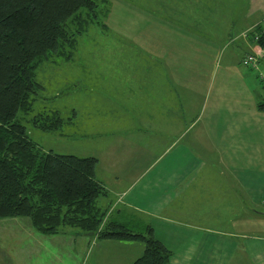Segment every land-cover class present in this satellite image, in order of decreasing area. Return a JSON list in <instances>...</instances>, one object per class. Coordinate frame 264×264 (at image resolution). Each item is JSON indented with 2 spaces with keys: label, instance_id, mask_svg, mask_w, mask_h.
Segmentation results:
<instances>
[{
  "label": "crops",
  "instance_id": "1",
  "mask_svg": "<svg viewBox=\"0 0 264 264\" xmlns=\"http://www.w3.org/2000/svg\"><path fill=\"white\" fill-rule=\"evenodd\" d=\"M117 1L105 0L108 23ZM198 1L129 0V17L143 20L139 38L108 25L130 42H107L79 61V136L90 137L105 217L148 223L168 264H264V111L255 107L264 92L236 58L223 57L230 41L260 60L241 34L264 27V0H216L212 23ZM229 10L237 22L230 31ZM1 227L13 246L0 263L52 264L50 250H36L45 236L26 218H0ZM79 242V264H131L143 248L138 239L89 233Z\"/></svg>",
  "mask_w": 264,
  "mask_h": 264
},
{
  "label": "trees",
  "instance_id": "2",
  "mask_svg": "<svg viewBox=\"0 0 264 264\" xmlns=\"http://www.w3.org/2000/svg\"><path fill=\"white\" fill-rule=\"evenodd\" d=\"M100 2L106 4L0 0V218L24 217L45 235L69 227L97 238L138 239L143 248L131 264H168L169 250L148 223L130 227L105 217V209L97 204L105 191L95 178L96 157L43 149L16 117L33 111L39 99L42 86L36 68L72 56L76 36L97 22ZM251 37L264 55V27H254ZM255 107L264 111V97ZM67 119L56 109L39 106L28 120L32 128L52 132Z\"/></svg>",
  "mask_w": 264,
  "mask_h": 264
},
{
  "label": "rangeland",
  "instance_id": "3",
  "mask_svg": "<svg viewBox=\"0 0 264 264\" xmlns=\"http://www.w3.org/2000/svg\"><path fill=\"white\" fill-rule=\"evenodd\" d=\"M132 2L140 3V0H132ZM198 3L202 7L204 5V8L208 7L205 10V13H207L208 17L206 18V21L210 20L209 23H212L214 22V20H219V14L217 13L219 9V1L217 2L216 0H199ZM231 4L232 3L229 2V7L231 6ZM100 5L102 6L100 7L101 11L99 9L96 12L95 17V20L97 22L94 24H90L84 30V32L76 36V44L72 51V58L70 57L68 60H64L61 57H56L54 58L55 61H50L48 64L45 62L46 64H40L38 68H36V78L42 86L39 91V99L42 97L45 99L42 98L40 99V101L39 99H37L33 104V111L31 110L26 114H22L21 112L17 113L16 117L18 120L20 119L21 123L26 126L29 137L43 149H50L57 153L74 154L77 156L91 154L92 150L90 137L79 136V133H81L79 132V118L82 119L84 117L83 115H79V108L82 106V102H79V68H81L79 65V61L82 57H94L101 46L107 47V42L116 43L117 45L124 44L126 41L130 42L129 40L131 39L129 38L124 39L122 35L119 36L117 34H112L109 30L108 25L111 26V28L112 26H117L118 28H120V31L132 32L135 38H139L138 29L140 28V25H143V20L140 19L141 21H138L139 17L138 20L129 17V11L126 8H130L131 4L129 3V0H118L116 3H113L110 19L108 18L109 23L107 22V14L111 5L108 6L107 4H104V2H100ZM122 5H124L125 7H123ZM246 9L248 10V12L253 10L252 6H243L238 11H244ZM234 15L235 12H231L229 10L228 31L234 30L237 25V22L236 24L231 23L233 21L235 22V19L233 18ZM254 17H256L255 14L253 18ZM200 26H198V28L202 31L205 30L206 34L209 33L208 36H212L213 38L217 37V39L220 38L221 35L212 34L215 30L209 27L203 28ZM211 26L214 27V25ZM253 30L254 27H251L247 32H245L244 34L242 33L241 36H247L250 41H253L251 42L252 46L254 48H259L257 49V51L260 53V60L256 61L255 69L251 68L249 65L241 64V59L246 54L244 52L247 51V49L245 47H242L241 45H236L233 42L230 43V41H227L228 45H226V47L223 49V57H226V59L232 56V59L236 58L240 65L239 68L243 70L244 75H249V81H255V84H258L260 89H262L264 92V58L262 57L263 51L260 47H258L256 42H254L251 37V33L253 32ZM136 33L138 34L136 35ZM223 36L227 35H222V38ZM40 105H43L45 108L48 107L47 109L50 111H52V109H58L56 110L58 114L63 119H68L66 121H63L61 126L57 130L52 132H42L35 128H32L28 119ZM83 133L91 134L90 132L86 131ZM257 217H259V220L261 221V223H263V227H260L259 230L264 231V214L257 215ZM126 224H128V226L130 227H132L131 225H133L130 223ZM5 228L6 227L0 228V253H5L6 250H11L13 246V243L11 242L13 234L9 229ZM33 231L37 235H43V237L45 236V238H40V243H36V250H50L53 253L51 258L52 264H79V252L82 250L79 242V233L82 232H80L79 229L65 227L64 232L46 235L38 233L35 230ZM88 246H91V243ZM96 251L97 249H95V252ZM97 253L99 252L97 251ZM1 257L4 256L2 255ZM119 259L120 258L111 257V259L108 260V263L115 264ZM89 261L90 258H88L87 262ZM0 264H7V262H2Z\"/></svg>",
  "mask_w": 264,
  "mask_h": 264
},
{
  "label": "built area",
  "instance_id": "4",
  "mask_svg": "<svg viewBox=\"0 0 264 264\" xmlns=\"http://www.w3.org/2000/svg\"><path fill=\"white\" fill-rule=\"evenodd\" d=\"M241 64L242 65H249L251 68L255 69L256 68V57L254 54H245L242 59H241Z\"/></svg>",
  "mask_w": 264,
  "mask_h": 264
}]
</instances>
